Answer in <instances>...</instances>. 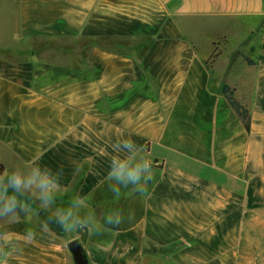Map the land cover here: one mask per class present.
<instances>
[{
	"label": "crops",
	"instance_id": "obj_1",
	"mask_svg": "<svg viewBox=\"0 0 264 264\" xmlns=\"http://www.w3.org/2000/svg\"><path fill=\"white\" fill-rule=\"evenodd\" d=\"M193 20L213 44L246 30V53L201 58ZM118 138L153 177L114 199ZM0 166L60 173L55 207L79 195L125 213L114 230L58 232L29 200L31 217L0 220V264H73L75 239L89 264H264V0H0Z\"/></svg>",
	"mask_w": 264,
	"mask_h": 264
},
{
	"label": "clouds",
	"instance_id": "obj_2",
	"mask_svg": "<svg viewBox=\"0 0 264 264\" xmlns=\"http://www.w3.org/2000/svg\"><path fill=\"white\" fill-rule=\"evenodd\" d=\"M116 153L111 158L107 175L108 190L114 199L121 197L122 189L143 193L145 185L152 179V164L147 153L138 148L131 138H118L112 145ZM60 173L50 168L38 166L7 168L0 174V220L14 219L21 213L31 217L33 209L29 200H39L42 210L50 212L43 223L48 229L52 224L66 233L87 230L89 234H99L118 228L125 220V213L119 208L93 209L86 197L75 195L66 206L55 207L59 192ZM134 210H129L127 218L133 219ZM35 233L29 229L28 239Z\"/></svg>",
	"mask_w": 264,
	"mask_h": 264
},
{
	"label": "rangeland",
	"instance_id": "obj_3",
	"mask_svg": "<svg viewBox=\"0 0 264 264\" xmlns=\"http://www.w3.org/2000/svg\"><path fill=\"white\" fill-rule=\"evenodd\" d=\"M194 22H197V20H193ZM200 21V20H199ZM188 22V21H186ZM186 22L182 21L183 24H185ZM197 26L201 28V31L197 30L198 28H194L192 29L191 27L189 28L188 24H185V26L188 28L186 29L185 33L188 37L189 35V39L193 41L194 45L197 47V53L201 58H208L210 56V54H212V58L213 59V55L215 53L220 52L221 53V48L222 51L225 49L226 52H231L234 50H238L240 53H246L245 50L243 49V47H239L238 43L239 42H243V41H239V38H243L244 40L247 39L249 36V33L246 30H242L239 32H235L234 34H231L229 36V44L227 46L222 45V41H217L216 44H213V41L217 36H219V33L216 31H211V32H205L206 28H205V23H200L197 22ZM242 23V22H241ZM244 23V21H243ZM181 24V25H183ZM259 33H257L258 35ZM240 35V36H239ZM257 38V37H256ZM257 40V39H256ZM252 42L255 44L256 41L252 40ZM227 54V53H225ZM74 264V263H73Z\"/></svg>",
	"mask_w": 264,
	"mask_h": 264
},
{
	"label": "trees",
	"instance_id": "obj_4",
	"mask_svg": "<svg viewBox=\"0 0 264 264\" xmlns=\"http://www.w3.org/2000/svg\"><path fill=\"white\" fill-rule=\"evenodd\" d=\"M236 54H241V53L237 52ZM218 55H219V52L215 53L213 55V58H216ZM244 57H245V60L247 61V63L249 65H254L255 64V62L252 61L251 59H249L248 57H246V56H244ZM221 90H222V93L224 94V96L226 97V99L228 100L231 108L236 112L237 116L242 121V123L245 126V128L247 130H249L250 129V114H249V111L240 102H238L235 99V94H234L235 91H234V89L230 88L227 85H223ZM3 170H4L3 166H0V174L2 173ZM50 227L53 230H55V231H58V232L62 231V229L57 227L55 224L50 225Z\"/></svg>",
	"mask_w": 264,
	"mask_h": 264
},
{
	"label": "water",
	"instance_id": "obj_5",
	"mask_svg": "<svg viewBox=\"0 0 264 264\" xmlns=\"http://www.w3.org/2000/svg\"><path fill=\"white\" fill-rule=\"evenodd\" d=\"M67 248L71 253L74 264H89L87 254L78 239L70 241Z\"/></svg>",
	"mask_w": 264,
	"mask_h": 264
}]
</instances>
